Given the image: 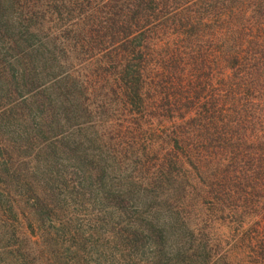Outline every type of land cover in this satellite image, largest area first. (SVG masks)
<instances>
[{"label": "trees", "instance_id": "1", "mask_svg": "<svg viewBox=\"0 0 264 264\" xmlns=\"http://www.w3.org/2000/svg\"><path fill=\"white\" fill-rule=\"evenodd\" d=\"M0 264H264V0H0Z\"/></svg>", "mask_w": 264, "mask_h": 264}]
</instances>
